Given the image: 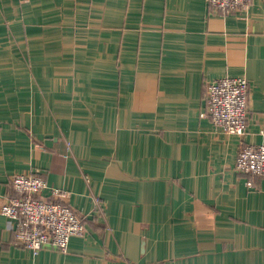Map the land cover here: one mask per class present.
<instances>
[{
	"label": "crops",
	"instance_id": "1",
	"mask_svg": "<svg viewBox=\"0 0 264 264\" xmlns=\"http://www.w3.org/2000/svg\"><path fill=\"white\" fill-rule=\"evenodd\" d=\"M224 77L249 85L242 136L200 116ZM249 144L264 0H0V206L11 175L38 173L84 225L34 254L0 215V264H264V178L234 169Z\"/></svg>",
	"mask_w": 264,
	"mask_h": 264
},
{
	"label": "built area",
	"instance_id": "2",
	"mask_svg": "<svg viewBox=\"0 0 264 264\" xmlns=\"http://www.w3.org/2000/svg\"><path fill=\"white\" fill-rule=\"evenodd\" d=\"M220 14L246 13L252 0H205ZM249 85L243 77H224L205 87V105L200 116L208 117L225 134L242 136L246 128ZM234 169L248 177L264 178V144L242 146ZM248 187L252 184L246 182ZM13 193L0 206V215L11 222L12 243L34 254L46 246L65 252L69 238L84 233L83 216L66 204L68 192L49 189L41 174H13L8 181Z\"/></svg>",
	"mask_w": 264,
	"mask_h": 264
}]
</instances>
